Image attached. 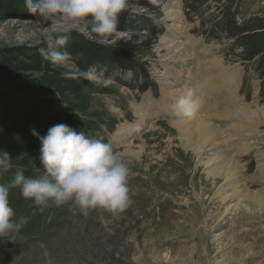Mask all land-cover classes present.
I'll list each match as a JSON object with an SVG mask.
<instances>
[{
    "label": "rangeland",
    "instance_id": "rangeland-1",
    "mask_svg": "<svg viewBox=\"0 0 264 264\" xmlns=\"http://www.w3.org/2000/svg\"><path fill=\"white\" fill-rule=\"evenodd\" d=\"M158 1L128 0L118 32L101 41L79 29L54 32L49 40L45 34L58 27L54 20L29 13L25 0H0V139L8 138L0 140V154L11 159L10 169L0 171V184L10 183L17 169L41 175V145L31 130L43 136L63 123L120 154L130 170L131 201L117 214L95 209L83 216L68 205L41 208L11 188L12 219L21 227L0 236V264H264V208L244 199L251 212L242 205L224 212L233 201L215 197L222 181L212 180L206 165L181 144L197 138L192 128L180 134L159 118L132 139L130 151L131 143L109 140L117 128L135 123L131 104L143 103L145 93L151 102L160 97L150 74L159 59L154 47L166 33ZM182 3L191 36L222 58L224 81L241 70L237 99L264 120V0ZM53 51L67 56L53 62ZM206 95L201 92V112L227 130L222 98ZM252 138L264 146V125ZM232 149L249 180L257 158ZM261 187L250 182L246 189Z\"/></svg>",
    "mask_w": 264,
    "mask_h": 264
},
{
    "label": "bare ground",
    "instance_id": "bare-ground-1",
    "mask_svg": "<svg viewBox=\"0 0 264 264\" xmlns=\"http://www.w3.org/2000/svg\"><path fill=\"white\" fill-rule=\"evenodd\" d=\"M158 3L162 11L161 23L166 33L159 37L154 47L159 59L152 63L150 74L159 86L160 97L151 102L150 95L145 93L143 103L131 104L135 123L125 129L117 128L110 136V142L130 144L141 130L152 129L155 126L154 120L159 118L165 119L180 134L187 133L192 128L197 138L194 139V135L191 139L182 140L181 144L194 152L198 162L206 165V171L212 180L222 181L215 197L221 203L233 201L224 212L235 213L239 209L238 205L251 212V207L244 203V199L264 208V146L252 143L255 140L252 137L260 133L264 120L251 116L247 108L241 105L242 100L237 99L241 70H237L224 81L223 68L228 67L222 63L220 56L213 55L212 46H206L201 39L195 40L191 36L193 27L185 20L182 0H159ZM201 92L214 101L222 98V113L224 119L230 122L227 130L219 129V125L210 122L213 118L201 112ZM182 99L190 101L193 109L191 117H182L179 114L177 104ZM224 133L227 136H223ZM131 145L132 143L128 151ZM233 146H239L241 154L253 152L257 158L256 172L251 174L249 180L246 178L244 166L233 156ZM236 150L239 151L238 148ZM215 154L222 156H216L217 161L212 162L214 159H210V156ZM205 158L206 161L202 162ZM250 182L258 183L262 187L258 192H252L246 189Z\"/></svg>",
    "mask_w": 264,
    "mask_h": 264
},
{
    "label": "clouds",
    "instance_id": "clouds-1",
    "mask_svg": "<svg viewBox=\"0 0 264 264\" xmlns=\"http://www.w3.org/2000/svg\"><path fill=\"white\" fill-rule=\"evenodd\" d=\"M127 6L128 0H25L29 13L58 24L45 34L49 40L54 32L79 29L102 41L118 32L119 16ZM59 42L66 43V39L61 37ZM48 55L57 62L67 53L53 51ZM177 110L182 117L193 115L188 100H180ZM31 134L41 145V175L29 177L23 169H17L10 183L0 184V236L21 227L12 219L14 210L8 199L11 188L18 187L23 198L33 200L41 208L68 205L83 216L95 209L117 214L129 206L130 170L111 144L63 123L51 126L43 136L35 129ZM10 161L7 152L0 154V171H8Z\"/></svg>",
    "mask_w": 264,
    "mask_h": 264
},
{
    "label": "trees",
    "instance_id": "trees-1",
    "mask_svg": "<svg viewBox=\"0 0 264 264\" xmlns=\"http://www.w3.org/2000/svg\"><path fill=\"white\" fill-rule=\"evenodd\" d=\"M2 115H4L5 116V114H3L2 113ZM8 138H6V137H2V139H0L2 142H4V143H6V142H8V140H7ZM9 150H11L12 151V148H9ZM10 178V177H9ZM19 201V200H18Z\"/></svg>",
    "mask_w": 264,
    "mask_h": 264
}]
</instances>
